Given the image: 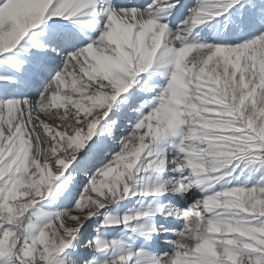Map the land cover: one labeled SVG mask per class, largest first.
Wrapping results in <instances>:
<instances>
[{"label":"snow or ice","instance_id":"1","mask_svg":"<svg viewBox=\"0 0 264 264\" xmlns=\"http://www.w3.org/2000/svg\"><path fill=\"white\" fill-rule=\"evenodd\" d=\"M0 264H264V0H0Z\"/></svg>","mask_w":264,"mask_h":264}]
</instances>
